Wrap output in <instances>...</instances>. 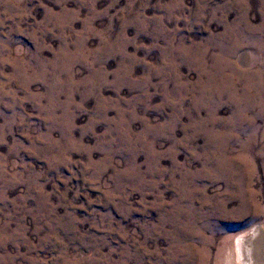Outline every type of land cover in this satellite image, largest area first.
Wrapping results in <instances>:
<instances>
[{
  "label": "rangeland",
  "instance_id": "1",
  "mask_svg": "<svg viewBox=\"0 0 264 264\" xmlns=\"http://www.w3.org/2000/svg\"><path fill=\"white\" fill-rule=\"evenodd\" d=\"M264 230V0H0V264H240Z\"/></svg>",
  "mask_w": 264,
  "mask_h": 264
},
{
  "label": "bare ground",
  "instance_id": "2",
  "mask_svg": "<svg viewBox=\"0 0 264 264\" xmlns=\"http://www.w3.org/2000/svg\"><path fill=\"white\" fill-rule=\"evenodd\" d=\"M235 248L240 264H264V230L255 227L249 238L240 237Z\"/></svg>",
  "mask_w": 264,
  "mask_h": 264
}]
</instances>
